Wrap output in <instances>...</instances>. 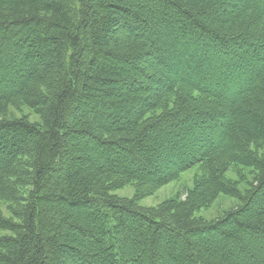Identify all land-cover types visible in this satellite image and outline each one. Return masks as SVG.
I'll return each mask as SVG.
<instances>
[{
    "label": "trees",
    "instance_id": "16d2710c",
    "mask_svg": "<svg viewBox=\"0 0 264 264\" xmlns=\"http://www.w3.org/2000/svg\"><path fill=\"white\" fill-rule=\"evenodd\" d=\"M0 264H264V0H0Z\"/></svg>",
    "mask_w": 264,
    "mask_h": 264
},
{
    "label": "rangeland",
    "instance_id": "374dc122",
    "mask_svg": "<svg viewBox=\"0 0 264 264\" xmlns=\"http://www.w3.org/2000/svg\"><path fill=\"white\" fill-rule=\"evenodd\" d=\"M18 112L16 114H20ZM23 114H31L30 111L24 110ZM33 121L37 119L36 116H30ZM195 171L191 170L182 175V178L179 181L173 182L159 191H157L154 195L143 199L140 202V205L143 207H152L157 206L158 204L162 203L163 201L174 197L181 193L182 195L193 187V180H194ZM229 177H232L231 173H228ZM115 194L119 195L120 197H133L134 195V188L133 187H126L122 190H118ZM184 198V197H183ZM239 205L238 200L227 197V196H220L218 200L212 205L209 209H202L198 212V216L203 217L207 220L214 219L222 214L223 211L235 208Z\"/></svg>",
    "mask_w": 264,
    "mask_h": 264
}]
</instances>
